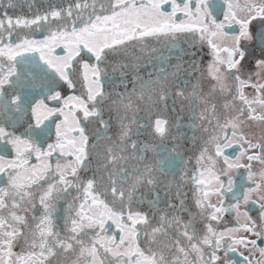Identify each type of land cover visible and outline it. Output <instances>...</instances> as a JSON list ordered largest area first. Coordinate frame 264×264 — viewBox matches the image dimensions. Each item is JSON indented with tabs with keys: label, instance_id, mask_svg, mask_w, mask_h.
Wrapping results in <instances>:
<instances>
[{
	"label": "snow or ice",
	"instance_id": "obj_1",
	"mask_svg": "<svg viewBox=\"0 0 264 264\" xmlns=\"http://www.w3.org/2000/svg\"><path fill=\"white\" fill-rule=\"evenodd\" d=\"M25 5L28 14L16 12ZM233 24L238 33L226 30ZM180 35L211 50L203 70L202 60L183 59V48L152 57L158 49L149 51V38L171 53ZM130 49L167 67L146 79L142 56ZM110 55L117 57L111 72L103 66ZM30 66L43 73L39 98ZM73 72L84 91L62 96L59 82L74 88ZM53 124L55 142L45 149ZM197 139L189 169L184 142ZM0 185V264H264V0H7Z\"/></svg>",
	"mask_w": 264,
	"mask_h": 264
},
{
	"label": "flooded vegetation",
	"instance_id": "obj_2",
	"mask_svg": "<svg viewBox=\"0 0 264 264\" xmlns=\"http://www.w3.org/2000/svg\"><path fill=\"white\" fill-rule=\"evenodd\" d=\"M179 2V0H178ZM216 2H219V0H216ZM219 18L220 19H223V15L222 13L219 14ZM230 32H237L239 31V26L238 25H235L233 24L231 26V28L229 29H226ZM28 30H23V33L21 34H27ZM32 38L34 39H43V34L41 33H38V32H34L33 33V36ZM174 44H178V47L174 48L173 51L171 53H169L164 45V43L160 42L158 43L157 41L153 40V39H148V45H149V51L151 49V47H155L158 49V52L156 53H152V57H156V56H159L161 55V53H163V55L165 57H167L168 55H172L173 57H175L176 55H180V52H179V49L180 48H183L185 50V53H188V54H185L183 56V59L185 61H190V60H202V64H201V70H203L207 64L211 61V50L206 46V45H200L199 43H197V45L195 47H193L190 43V38L185 36V35H180L179 38H178V41H174L173 42ZM246 47L249 48V50L251 49V46L250 45H246ZM130 51H133L136 53V55H139V56H142V59L139 61L140 63V67L138 69L139 71V74L144 76L146 79L148 77V74L149 73H153V75L155 74L156 71H158V69L162 66L164 67H167V65L165 64H162V62L158 59H149V53L148 52H145V53H140L137 49H130ZM195 53V55H190V53ZM56 54L58 55H63V50L62 49H56ZM258 55V50H257V53ZM87 58V57H86ZM120 59H125V57L121 56L119 57ZM117 59L116 56H109L108 57V62H106L103 66L109 71L111 72L112 70V64L111 62L115 61ZM37 60H38V54H37ZM39 62V61H38ZM176 60L173 59L171 61V63H175ZM41 65H42V62H39ZM249 67H252L251 65H249ZM36 77L35 79V88L32 89L33 93L35 95H37V98H39V93L42 91L41 89V84H42V76H43V73L41 71V68L39 67H32L30 66V69H29ZM82 71V70H81ZM123 71L126 72V77L124 79H126L128 81V88L129 90L131 89L132 87V84H131V80H132V75H133V70L131 68H127V69H123ZM199 76V72L196 73V75L194 76H191V77H188V79L192 82H195L197 77ZM71 79L75 85L74 88H69L68 85L63 82V81H60L59 82V86L57 88L58 91L61 92V95L62 96H67V95H80L84 89L82 87V76L80 75L79 72H73L71 73ZM256 78L253 77V80H255ZM114 80L117 84H119L120 80H121V77L119 76V74L117 73L114 77ZM210 79L209 78H204L203 80H201V84H202V87H203V91L204 92H207L209 90V86H210ZM111 90V89H109ZM118 91H124V87L121 85L118 89ZM246 92L247 93H251L252 92V89L251 88H248L246 89ZM225 101V97L223 96H217L215 101L218 106H222L223 103ZM46 103H48V105L51 107V106H56V102L54 101H46ZM222 110V108H221ZM177 111H179V108L177 107ZM141 115H143V113H141ZM29 117H30V113H29ZM168 117L171 118L173 121L175 120V115L172 113L171 111V108H169L168 110ZM56 118L53 117V120H55ZM62 119V117H61ZM184 121L185 123L188 122V118H187V114L185 113L184 114ZM95 129L92 127V126H89V134L91 135V133L94 131ZM17 131H23V128L20 127L19 125L17 126ZM113 133L115 132V128L113 127L112 129ZM201 135H203L202 132H197L196 133V136L197 137H200ZM55 142V126L54 124L52 125V132L51 134L45 138L44 140V143H43V147L46 149L47 148V144L48 143H53ZM166 143L170 144L171 141H167ZM200 146H201V142L199 141V139H197L196 143L193 144L191 141L189 140H186L184 142V148H185V151H184V157L186 160H189V163H188V168L191 169L193 168L194 166H196V161H195V157L199 154V150H200ZM11 158V157H10ZM190 158V159H189ZM53 161L55 160V155L53 156ZM33 163H35V158L33 157V160H32ZM259 166L257 165L256 168H258ZM254 170H256L254 168ZM82 176H87V175H91L90 172L88 173H84L82 172L81 173ZM222 179L226 180V177H221ZM237 183H239V178L237 177ZM249 182L245 181V184L247 185ZM2 186V185H0ZM185 192L188 193V198H187V203H188V206L189 207H192V195H191V192H192V189H191V186H188L186 187L185 189ZM73 193H75V190H71ZM229 196L231 194H228ZM252 199L253 200H256L257 199V196L256 194H253L252 196ZM212 201L215 203L216 202V198L213 197L212 198ZM227 202V201H226ZM235 202V201H233ZM59 207L61 209H63L64 207H66V204L64 203V201H60V204H59ZM144 207H147V205H144ZM248 210L250 212V215L253 217V218H257L258 217V204H254V203H250L248 206ZM35 212L36 215H39L40 214V208H39V204H38V201H37V209L36 210H33ZM193 211H195V209L193 208ZM62 214V213H61ZM26 215H28L29 217V221L31 222V215L32 213H27ZM225 218L226 220L228 221V226H233L235 221H234V215L231 214V213H226L225 214ZM184 219L187 220L188 219V216L187 214H185L184 216ZM202 225L198 222L196 224V228L199 230L201 229ZM225 227V225L222 223L219 225V228L221 230H223V228ZM112 230H115L114 228ZM258 244H260V246H264V241H258ZM246 255L248 254L247 252L245 253Z\"/></svg>",
	"mask_w": 264,
	"mask_h": 264
},
{
	"label": "water",
	"instance_id": "obj_3",
	"mask_svg": "<svg viewBox=\"0 0 264 264\" xmlns=\"http://www.w3.org/2000/svg\"><path fill=\"white\" fill-rule=\"evenodd\" d=\"M40 2L41 0H37V4H39ZM6 3H7V0H0V11H3V6L6 5ZM9 11L11 12L12 10L9 9ZM16 12L17 13L23 12L24 14H28L27 5H25L22 9L20 8L16 9Z\"/></svg>",
	"mask_w": 264,
	"mask_h": 264
}]
</instances>
